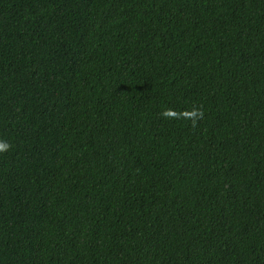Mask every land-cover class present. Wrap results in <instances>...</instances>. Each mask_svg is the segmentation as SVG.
Segmentation results:
<instances>
[{"label": "trees", "instance_id": "16d2710c", "mask_svg": "<svg viewBox=\"0 0 264 264\" xmlns=\"http://www.w3.org/2000/svg\"><path fill=\"white\" fill-rule=\"evenodd\" d=\"M0 264H264V0H0Z\"/></svg>", "mask_w": 264, "mask_h": 264}, {"label": "clouds", "instance_id": "9594fccd", "mask_svg": "<svg viewBox=\"0 0 264 264\" xmlns=\"http://www.w3.org/2000/svg\"><path fill=\"white\" fill-rule=\"evenodd\" d=\"M3 147H6V146H4V145H0V150H2V149H3Z\"/></svg>", "mask_w": 264, "mask_h": 264}]
</instances>
